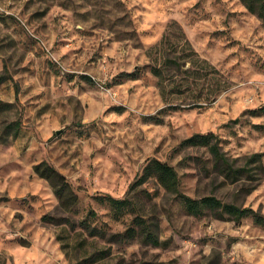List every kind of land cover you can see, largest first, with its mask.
Segmentation results:
<instances>
[{
	"label": "rangeland",
	"instance_id": "1",
	"mask_svg": "<svg viewBox=\"0 0 264 264\" xmlns=\"http://www.w3.org/2000/svg\"><path fill=\"white\" fill-rule=\"evenodd\" d=\"M173 21L196 53L188 72L172 69L160 84L154 67L186 60L173 38L156 49ZM4 70L0 264H264V226L253 216L189 214L154 177L138 202L158 222L160 245L91 237L79 224L94 210L92 223L108 235L133 226V214L117 218L97 197H125L150 158L175 167L182 193L264 217V170L251 164L254 179L231 182L206 147L183 142L214 132L238 164L262 153L264 165V23L241 0H0ZM17 120L15 135L8 127ZM40 162L70 184L71 212L34 171ZM44 215H69L75 229Z\"/></svg>",
	"mask_w": 264,
	"mask_h": 264
},
{
	"label": "trees",
	"instance_id": "2",
	"mask_svg": "<svg viewBox=\"0 0 264 264\" xmlns=\"http://www.w3.org/2000/svg\"><path fill=\"white\" fill-rule=\"evenodd\" d=\"M242 4L247 8L249 12L255 14L264 23V0H241ZM171 25L176 28L173 33L169 31L166 32L161 42L156 45V49L163 48V45L172 42L175 45L181 44L183 52L181 54L186 56V60L181 62L179 58L181 55H175L173 57L168 56L164 61V64L160 67H154L153 72L160 79L159 83L163 84L167 79L175 78L174 73H169L168 71L175 69L174 71H181L182 66L185 61H188V56L190 54L196 53V51L191 46L189 40L187 39L185 33L182 31L180 25L176 22H171ZM186 46L188 51H186ZM188 52V53H186ZM210 68L214 67L209 65ZM185 73L188 72V68L182 70ZM208 72V70H206ZM9 78L7 71L0 73V84ZM88 80L91 77L86 76ZM165 88V87H164ZM217 91V90H216ZM216 95V92H215ZM4 103H0V110L2 109ZM8 128H13L14 134H18L20 128V121H15ZM184 143L190 145L204 146L208 149L213 160V166L218 173L223 175V177L231 182H237L242 179L252 180L255 178L253 171L255 168L257 170H264V165L262 163V153H254L250 155L245 161L244 165L238 164L237 159H231L222 150L219 138L214 132L206 133H193L188 138H186ZM251 164H256L255 168L252 169ZM34 171L42 178H45L54 189V192L58 196L59 206L68 212H71V206L77 201L75 194L72 191L70 184L66 181L64 175L60 173L55 167L48 164L47 162H40L34 166ZM154 177L159 185L171 195L180 198L185 204L186 210L189 214L200 216L206 212V210L211 211L217 216L224 217L227 216L228 219L240 222L244 216H253L254 221L257 224L264 226V217L249 207H240L233 203L223 202L221 199L214 195H207L201 198L190 197L180 190V180L178 172L175 167L168 162L161 161L156 158H150L147 160L146 164L142 168L141 172L138 173L135 180L130 185V188L123 198H116L112 196H99L100 202L106 203L110 209L113 211L117 218L123 216L125 213L133 214L132 224L133 226L128 227L123 233H111L108 235L107 229L103 226L94 225L92 219L96 218L97 213L94 210H89L87 218L81 219L79 224L81 228L87 232L91 237H99L103 239H109L112 241L123 240L126 237H134L139 235L145 243L158 246L161 244L159 236V224L154 219V217H147L143 212L140 211L139 200L144 195L149 196L148 191L139 189L149 178ZM132 196H131V192ZM130 194V195H129ZM136 197V199H135ZM143 208V207H142ZM44 220H54L57 224L66 223L70 228L75 229V221L71 216L64 217L63 219H57L55 217H49L48 215L43 216ZM108 237V238H107Z\"/></svg>",
	"mask_w": 264,
	"mask_h": 264
}]
</instances>
